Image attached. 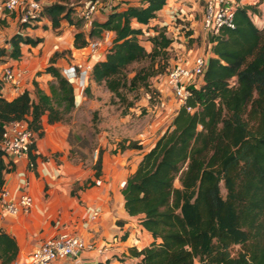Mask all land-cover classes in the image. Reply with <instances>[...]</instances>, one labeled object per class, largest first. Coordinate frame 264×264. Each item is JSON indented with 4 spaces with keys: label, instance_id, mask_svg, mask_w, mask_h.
<instances>
[{
    "label": "trees",
    "instance_id": "1",
    "mask_svg": "<svg viewBox=\"0 0 264 264\" xmlns=\"http://www.w3.org/2000/svg\"><path fill=\"white\" fill-rule=\"evenodd\" d=\"M69 1L45 5L44 14L54 28L63 21L78 28L86 23L82 14L73 17L77 8ZM167 1L143 0L123 9L117 5L104 20L93 19L87 31L75 34V46L85 48L104 31L115 33L105 59L94 64L90 79L106 83L116 94L128 86L144 88L151 99L161 96L151 79L169 70L173 40L167 35V25L150 26V22ZM255 11L253 6L238 7L235 28H223L209 37L211 54L202 85L190 88L186 104L178 108L170 126L142 154L127 178L124 207L132 216L144 215L141 229L155 239L142 250L130 248L132 256L140 258L135 264H264V29L255 24ZM43 19L21 24L9 39V47L0 46V60H18L23 43L36 46L42 42L26 29ZM150 28L153 35H148ZM142 34L151 40V51L141 43ZM192 35L191 30L186 32L190 41ZM56 55L45 68L54 78L49 92L34 81V95L25 89L8 99L0 77V190L9 169L2 148L8 125L25 120L42 137L44 116L53 124L65 120L77 107L75 88L55 65ZM145 60L150 64L137 68L128 79V67ZM85 92H90L89 84ZM34 148L35 143L28 154L31 167L38 156ZM129 149L143 148L137 141L123 139L112 153ZM94 167V179H87L80 189L96 185L102 176L103 151ZM234 245L241 247L236 256L231 253ZM18 250L16 240L0 231V261L12 264Z\"/></svg>",
    "mask_w": 264,
    "mask_h": 264
},
{
    "label": "crops",
    "instance_id": "2",
    "mask_svg": "<svg viewBox=\"0 0 264 264\" xmlns=\"http://www.w3.org/2000/svg\"><path fill=\"white\" fill-rule=\"evenodd\" d=\"M3 1L0 0V17L9 20V14L15 12H6ZM142 1L121 2L118 6L119 9H123L129 4H140ZM201 1L168 0L164 8L158 12V16L150 22V26H169L180 10L192 22L191 27H196L197 35L199 32L197 27L200 24V20L196 19L197 13L205 9ZM203 1L206 4L207 0ZM240 1L243 6H253L257 10L253 17L255 24L264 29V0ZM21 15L20 12L19 17L15 19L21 21ZM105 17L97 15L93 19L104 20ZM93 19L86 20L82 28L68 21H63L58 28H54L52 22L45 18L37 27L27 28L26 33L42 38V42L36 46L23 43L21 47L23 55L18 60L5 57L4 61H10L8 64L23 69L25 76L19 85L4 84L3 95L13 99L25 89L33 93L34 81L49 92V85L54 78L45 72V68L56 54L55 65L61 70L67 65L76 63H84L93 69L97 61L104 60L109 45L101 47L96 53H90L87 47L75 46V34L79 30L87 31ZM16 31L18 30L10 28L7 35L4 31V34L0 35L2 37L0 46L9 47V39ZM149 31L154 32V29L150 28ZM111 37L113 40L114 32ZM71 81L75 88L76 109H78L85 95L77 87L76 81ZM90 81L93 80L89 78L88 84ZM43 126V136L37 137L34 142L33 153L38 154L35 167L30 166L29 156L20 158L5 156L9 169L5 174L4 188L11 193L9 200L16 201L24 193L30 195L33 200L32 208L17 216L7 214L3 210V203L0 202V231L11 235L19 247L18 255L12 264L28 260L44 240L64 231L82 235L92 246L82 253V259L87 262L135 264L140 258L132 256L130 248L142 250L155 240L150 233L141 229L140 221L144 215L132 216L124 207L123 190L129 174L135 171L141 156H138L137 160H129L130 154L135 149L125 153H104L103 174L96 181V185L79 189L77 194L73 195V185L84 177V172L79 165L76 166L70 161V125L63 121L49 124L47 116H44ZM95 212H99V215L94 216ZM73 261V258H69L60 264H73ZM0 264L3 263L0 261Z\"/></svg>",
    "mask_w": 264,
    "mask_h": 264
},
{
    "label": "rangeland",
    "instance_id": "3",
    "mask_svg": "<svg viewBox=\"0 0 264 264\" xmlns=\"http://www.w3.org/2000/svg\"><path fill=\"white\" fill-rule=\"evenodd\" d=\"M55 1L57 0H43L45 3ZM120 1L118 3H127L132 0ZM85 2L86 0L81 2L69 1L71 6L77 8V11L73 14L75 19L81 16ZM201 3L206 5L203 0ZM177 13L170 25L174 28H177L178 25L184 26L187 31L191 30L193 35L191 36L192 41H190L185 33L187 31L184 29L181 40L173 43L169 54L170 64L179 61L185 65H190L196 56L209 55L211 52L209 38L211 34L207 33L203 26L205 9L203 12L197 13L196 19L200 20L197 35L195 33L196 27H191L192 22L188 19L182 20L183 17L180 19L177 17ZM19 15L20 11L9 14V20L6 17H0V35L4 34V31L7 35L10 28L19 30L21 24L26 23L15 19ZM97 15L102 14H95L94 16ZM42 16L44 19L50 20L44 13H42ZM153 34L154 32H148V35ZM148 35L142 34L139 38L146 49L151 51L153 45ZM8 63H10L9 60H0V77ZM149 64L150 60L131 64L125 71L127 78H131L137 68ZM167 73L168 71L151 79L153 88L161 91V96L153 95V99H151L150 94L146 93L144 88L132 90L128 86H122L119 93L116 94L108 88L106 83L98 84L95 81H90V92L86 93V89L84 90L85 99L81 106L78 109L75 108L63 120L64 123L70 125V161L76 166L79 165L84 172V177L74 183L72 191H78L87 179L92 178L95 173L94 164L100 151H103V156L104 153L111 154L112 150L119 146L123 139L133 140L139 142L143 148L135 149L130 154L129 160H137L138 156H142L170 126L181 105L178 104L173 91L167 86ZM200 81L201 78L198 79V82ZM177 184L179 183L177 182ZM221 190L225 196L227 192L223 182L221 183ZM240 251V245H234L231 248V253L234 256ZM196 264H198V261Z\"/></svg>",
    "mask_w": 264,
    "mask_h": 264
},
{
    "label": "built area",
    "instance_id": "4",
    "mask_svg": "<svg viewBox=\"0 0 264 264\" xmlns=\"http://www.w3.org/2000/svg\"><path fill=\"white\" fill-rule=\"evenodd\" d=\"M120 0H93L90 1L82 12L86 20H91L95 14L107 16L119 3ZM45 2L43 0H4L3 8L8 13L21 12V21H37L42 17L45 11ZM238 7H243L240 0H207L205 5V15L203 26L211 36L220 34L223 28H235V12ZM177 17L187 20V16L182 11H178ZM254 17V14H253ZM254 20V18H253ZM255 21V20H254ZM173 23V22H172ZM178 25L167 26V35L173 40H181L186 27ZM187 31V30H186ZM186 33V32H185ZM102 38L91 41L87 49L90 53H96L103 47L112 42V31L106 30ZM210 36V35H209ZM210 36V37H211ZM212 47V43H211ZM211 54V53H210ZM209 55H199L193 59L190 65H185L179 61L171 64L167 73V86L175 94L178 104L185 105L191 92L190 88L200 87L208 67ZM62 73L69 79L75 80L77 87L84 92L88 86V81L92 73L91 67L84 63L67 65L62 69ZM25 76V71L13 64L5 66L2 72L4 84L19 85ZM201 81L198 82V79ZM193 112L195 108L188 107ZM37 139L36 132L30 128L25 120H16L11 122L3 134L2 148L5 156L20 158L28 156L32 144ZM10 191L8 189L0 190V202L3 203V210L12 216H17L21 212H28L33 206V200L30 195L24 193L16 201H10ZM99 215L95 212L94 216ZM92 248L86 242L84 237L77 233L68 231L61 232L42 242L31 254L30 258L17 264H60V262L73 258V264H111L107 261L87 262L82 259V253Z\"/></svg>",
    "mask_w": 264,
    "mask_h": 264
}]
</instances>
